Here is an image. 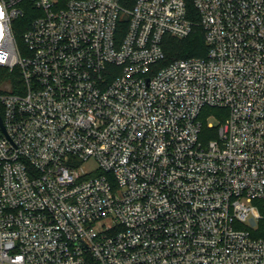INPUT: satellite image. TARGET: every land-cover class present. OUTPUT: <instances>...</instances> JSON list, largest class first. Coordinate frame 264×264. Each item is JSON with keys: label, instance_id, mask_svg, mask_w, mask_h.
Instances as JSON below:
<instances>
[{"label": "built area", "instance_id": "1", "mask_svg": "<svg viewBox=\"0 0 264 264\" xmlns=\"http://www.w3.org/2000/svg\"><path fill=\"white\" fill-rule=\"evenodd\" d=\"M24 1L0 0V264H264V0H195L207 54L168 64L186 0H30L21 52Z\"/></svg>", "mask_w": 264, "mask_h": 264}, {"label": "trees", "instance_id": "2", "mask_svg": "<svg viewBox=\"0 0 264 264\" xmlns=\"http://www.w3.org/2000/svg\"><path fill=\"white\" fill-rule=\"evenodd\" d=\"M23 8L25 9L24 14L13 23L14 34L20 48L21 52H25V42L24 34L29 28L32 19L39 13V11L33 6L30 0H25L23 3ZM187 5V15L190 20L194 23V28L192 33L186 38H177L172 35L165 36L164 47L166 51V59L162 64H168L175 59L185 58V57H194V56H206L208 48L205 42L204 30L201 26L200 13L195 7V0H186ZM125 30V24L122 25L120 36L123 35ZM6 72V75L17 74L19 69L16 68L15 71L7 72V70L2 69ZM225 110L218 108L206 107L203 112V116L207 119L211 115H217L218 113L224 112ZM216 126L210 132V138L215 137ZM209 130L207 127L205 131ZM261 212L264 214V200H259L258 202ZM257 236H264V219L260 221L259 229L256 231Z\"/></svg>", "mask_w": 264, "mask_h": 264}, {"label": "rangeland", "instance_id": "3", "mask_svg": "<svg viewBox=\"0 0 264 264\" xmlns=\"http://www.w3.org/2000/svg\"><path fill=\"white\" fill-rule=\"evenodd\" d=\"M209 121H211L215 126H218L219 124L218 118L215 116H211L209 118ZM84 169L86 171H95L97 169L96 161L91 159V160L84 162Z\"/></svg>", "mask_w": 264, "mask_h": 264}, {"label": "water", "instance_id": "4", "mask_svg": "<svg viewBox=\"0 0 264 264\" xmlns=\"http://www.w3.org/2000/svg\"><path fill=\"white\" fill-rule=\"evenodd\" d=\"M0 125H1L2 129L5 131V128H4L3 123H2L1 115H0Z\"/></svg>", "mask_w": 264, "mask_h": 264}]
</instances>
